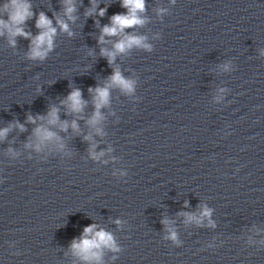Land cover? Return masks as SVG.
<instances>
[{
    "label": "water",
    "instance_id": "water-1",
    "mask_svg": "<svg viewBox=\"0 0 264 264\" xmlns=\"http://www.w3.org/2000/svg\"><path fill=\"white\" fill-rule=\"evenodd\" d=\"M9 2L0 0V19ZM121 2L72 0L70 20L65 0H27L30 38L12 46L0 36V131L9 129L0 138V264H264V0H145L143 26L99 43L112 16L127 13ZM41 13L56 35L47 56L31 60ZM126 35L151 51L132 47L110 66L101 49ZM114 69L134 91L110 88L91 126L89 89L105 87ZM76 89L85 106L71 113L62 102ZM41 127L59 140L37 152ZM89 225L119 250L102 248L99 261L76 255L71 245Z\"/></svg>",
    "mask_w": 264,
    "mask_h": 264
},
{
    "label": "clouds",
    "instance_id": "clouds-1",
    "mask_svg": "<svg viewBox=\"0 0 264 264\" xmlns=\"http://www.w3.org/2000/svg\"><path fill=\"white\" fill-rule=\"evenodd\" d=\"M121 7L127 9L126 14H117L112 16L111 25H106L101 32L99 43H104V37H118L124 34L125 29L134 28L137 26H143L145 21L141 18L140 14L145 10V0H122ZM31 5L27 3V0H10L9 3L3 5V11L7 14L8 19H0V36L4 35L6 31L9 36V44L15 46V38L23 37L25 39L30 38V33L24 31L23 25L28 19L33 16L31 12ZM75 11L72 0H65V15L71 20L72 13ZM106 9H101L98 13L99 16L103 17ZM91 15V13H89ZM57 24L62 31L68 32V25L63 20L57 19ZM36 28L39 30V34L35 38L31 39L29 59L31 60H43L49 51L53 47V37L56 35V28L52 26V21L48 19L43 13H41L36 20ZM69 35L71 33L69 32ZM144 37L126 35L123 39L118 40L113 45V51H107L101 49V55L108 59V63L111 66L117 54H122L132 47H142L151 51V47L144 42ZM109 83L105 87H97L95 90L89 89V92L94 91L93 103L95 112L93 117L88 121L89 125L96 126L102 119L100 109L106 107L109 104V89L112 87L119 88L125 94H132L134 91V81L127 80L123 77L118 69L113 70L112 76L109 78ZM71 113L82 112L85 102L82 100V93L80 90H73L67 99L62 102ZM38 119H43L38 117ZM28 121L35 123L36 121L29 116ZM58 121V109L53 108L48 114V123L56 124ZM17 127L21 131H24L23 125L17 124ZM71 127L76 130L77 124L73 121ZM68 128L67 123L61 125V130L66 131ZM9 129L6 128L0 131V138L7 135ZM100 130L97 129V134ZM39 143L36 145V151L39 152L41 145L45 142L52 141L53 139L59 140L55 133L49 131L46 128H37L35 132ZM85 139H90L86 137ZM31 147V145H26ZM63 145H61V148ZM95 147V146H93ZM93 159L99 157L94 153L90 152ZM99 155H103L100 153ZM202 217L210 216V210L205 208L202 212ZM189 221L196 219L193 216H188ZM119 223V221H117ZM199 223V221H197ZM173 242H176V234L172 232L169 236ZM74 253L81 257L85 261L89 260H100V250L102 248H108L112 251H118L116 248L113 236L104 231L96 230V225H89L84 228L82 237L79 242L73 241L71 245Z\"/></svg>",
    "mask_w": 264,
    "mask_h": 264
}]
</instances>
